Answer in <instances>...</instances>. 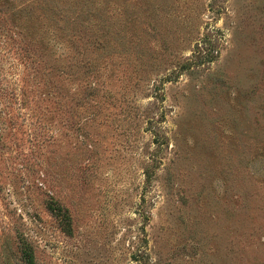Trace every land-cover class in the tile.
<instances>
[{
    "label": "rangeland",
    "instance_id": "rangeland-1",
    "mask_svg": "<svg viewBox=\"0 0 264 264\" xmlns=\"http://www.w3.org/2000/svg\"><path fill=\"white\" fill-rule=\"evenodd\" d=\"M23 246L264 264V0H0V264Z\"/></svg>",
    "mask_w": 264,
    "mask_h": 264
},
{
    "label": "trees",
    "instance_id": "trees-1",
    "mask_svg": "<svg viewBox=\"0 0 264 264\" xmlns=\"http://www.w3.org/2000/svg\"><path fill=\"white\" fill-rule=\"evenodd\" d=\"M97 9L98 6H96L95 11ZM134 33L135 32L133 30L129 31L128 37L134 35ZM185 33L188 32L185 31L183 36L185 35ZM119 35L121 34L119 33ZM209 42L210 39L206 38L205 35H202L201 38H199V41L197 40V42L194 43V49L191 51V54H189V56H186L185 58L182 59L177 58L176 56L170 58L169 63L171 65L170 66L171 68L169 70L168 77H170V74L172 75L174 73H179L181 71L187 72L193 69L194 67L211 62V60L214 57L213 53H215V48H213V46H211ZM57 208H58L57 209L58 212H60L59 206H57ZM57 215H60L59 218L63 221V223L67 222L68 220L67 216L62 215V213H58ZM21 253L25 264H33V256L27 247L23 246L21 248Z\"/></svg>",
    "mask_w": 264,
    "mask_h": 264
}]
</instances>
